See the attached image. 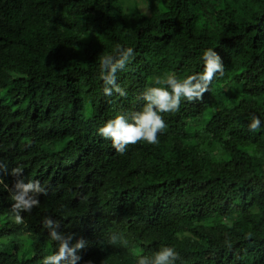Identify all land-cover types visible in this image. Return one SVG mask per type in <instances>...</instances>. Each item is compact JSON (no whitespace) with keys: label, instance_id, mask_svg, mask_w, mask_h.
Returning a JSON list of instances; mask_svg holds the SVG:
<instances>
[{"label":"trees","instance_id":"trees-1","mask_svg":"<svg viewBox=\"0 0 264 264\" xmlns=\"http://www.w3.org/2000/svg\"><path fill=\"white\" fill-rule=\"evenodd\" d=\"M207 48L223 72L162 114L158 143L120 154L98 134L169 73L202 71ZM105 58L124 60L126 96L104 94ZM0 162V264L52 254L49 217L88 241L78 264H136L165 245L176 264H264V0H0ZM18 179L46 189L21 224Z\"/></svg>","mask_w":264,"mask_h":264},{"label":"clouds","instance_id":"clouds-1","mask_svg":"<svg viewBox=\"0 0 264 264\" xmlns=\"http://www.w3.org/2000/svg\"><path fill=\"white\" fill-rule=\"evenodd\" d=\"M133 55V49L127 48L124 60ZM124 60L118 64H111L107 58L103 61L108 69V74L104 76L105 87L103 92L105 95L111 96L113 92L118 93L121 97L127 95V92L116 83L115 79V73L124 66ZM201 61L203 67L200 72H193L182 80L175 73H169L163 81L164 87H146L138 95V100L143 102L141 110L131 114H117L98 129V134L110 140L112 147L120 154L127 151L128 145L136 144L139 141L148 144L158 143L157 134L167 127L162 114L178 111L182 99L187 102L202 99L203 93L208 90V85L214 75L222 73L224 70L221 57L213 48H207L203 51ZM156 83L159 85L161 81L157 80ZM261 123L259 117H253L249 129L256 131L261 127ZM5 171H7V166L0 162V172ZM21 171L17 167L13 169L12 174L19 176ZM7 181L5 175L0 177L2 185ZM45 191L46 189L38 181L25 182L23 179L16 181L10 190L13 201V219L16 224L23 223L20 212H30L33 207L38 206V195L45 193ZM44 227L48 229L50 240L55 243V251L45 256L41 264H78L81 259L78 252L88 245V241L83 238L74 241L72 234L57 231L60 225L50 217L45 219ZM121 239L117 235L110 237L114 244ZM124 242L126 243V241ZM178 259H180V255L176 249L165 245L154 252L151 257H137L136 264H176Z\"/></svg>","mask_w":264,"mask_h":264},{"label":"rangeland","instance_id":"rangeland-1","mask_svg":"<svg viewBox=\"0 0 264 264\" xmlns=\"http://www.w3.org/2000/svg\"><path fill=\"white\" fill-rule=\"evenodd\" d=\"M138 4H141V1H138ZM149 5H150V6H148V8H149V9H152V7H153L155 4L149 2ZM140 6H141L142 8H144L143 5H140ZM144 6H145V5H144Z\"/></svg>","mask_w":264,"mask_h":264}]
</instances>
